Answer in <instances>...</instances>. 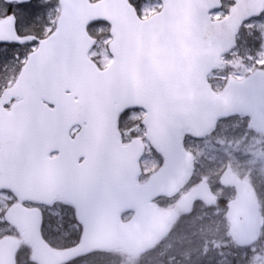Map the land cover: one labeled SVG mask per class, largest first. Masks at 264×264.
I'll return each instance as SVG.
<instances>
[{"label":"water","instance_id":"obj_1","mask_svg":"<svg viewBox=\"0 0 264 264\" xmlns=\"http://www.w3.org/2000/svg\"><path fill=\"white\" fill-rule=\"evenodd\" d=\"M163 1L165 8L161 13L141 20L128 0L96 3L61 0L58 23L61 35L54 55L69 63L78 62L83 69L76 77L80 86L91 87L93 80L88 69L98 66L88 56L95 42L88 34V26L94 21L107 20L112 24L115 38L112 53L115 50L120 58H126L123 71L133 88L131 98L116 106L103 127L98 122L95 134L87 141L89 148L101 141L109 145L110 163L103 178L95 169L70 173L55 166L36 164L20 170L19 178L0 183V188H12L22 199L51 203L61 197L77 207L79 219L84 221L82 241L66 250H54L43 239L39 209L19 204L10 208L8 220L23 232L34 248V260L41 264H62L96 248H123L132 253L150 248L167 233L177 214L159 210L152 200L163 194H175L192 171L193 155L183 146V133L190 130L197 137H203L219 118L233 114H251L253 126L264 130V76L260 75L263 69L242 80L231 78L220 93L212 89L208 80L223 63V55L236 45L239 27L263 12L264 0H236L230 15L219 21H212L210 12L219 8L220 0ZM0 35L15 38L11 21L5 22ZM31 79L32 75L25 73L19 78V84L6 90V96L24 98L10 118L18 122L14 128L19 138L24 122L18 109L23 107L25 115L31 111ZM71 91L69 88L68 92ZM76 99L69 96L64 101L65 114L70 118L77 110ZM145 103L149 107H143ZM130 104L148 112L144 120L148 126L147 137L165 157L164 166L144 184L137 182L139 161L145 152L143 141L135 138L123 145L119 138L118 118ZM75 125L82 127L72 123L68 135ZM17 137L14 134L13 142ZM220 182L237 191L227 212L233 239L239 246H252L260 240L264 227L257 195L248 181L230 170L222 173ZM70 191L78 193L79 198L68 195ZM198 199L210 204L216 202L205 180L181 198L180 207L190 211ZM129 210L136 211L135 216L123 222L121 214ZM17 247L18 241L14 238L0 240V264H15Z\"/></svg>","mask_w":264,"mask_h":264},{"label":"rangeland","instance_id":"obj_2","mask_svg":"<svg viewBox=\"0 0 264 264\" xmlns=\"http://www.w3.org/2000/svg\"><path fill=\"white\" fill-rule=\"evenodd\" d=\"M54 1L49 0V3ZM229 6L223 13L229 9ZM44 10L46 24L51 18L54 21L51 25L54 30L59 6L48 4ZM49 10H51L50 17L46 14ZM214 17L219 18L217 15ZM91 30L100 36L104 29L92 27ZM104 42L102 40L103 44ZM10 57L9 52L0 50V61ZM91 57L97 59L101 68L107 67L112 58L108 50L104 51L103 47L96 49ZM260 60H264V14L247 22L241 28L236 48L226 55L225 64L210 78L213 88L220 92L231 77L242 79L259 68L264 69V64L258 63ZM7 64H10L11 78L17 72L13 66L15 63L10 60ZM144 116L145 113L140 110L130 112L121 125L125 138L130 140L139 136L145 139L146 130L141 124ZM145 141L147 151L141 162L142 181H145L163 163L159 153L147 140ZM185 146L194 156V169L191 178L183 183L178 197L205 179L218 202L215 205L197 203L190 213L180 211L181 216L172 225V232L163 239L156 251H150L145 256L138 258L136 255L130 256L126 252L115 251L100 256H89L73 264H264V239L249 251L240 250L233 241L231 223L226 213L227 204L236 197V191L232 187H223L220 184V176L226 169L231 170L239 178L247 180L255 188L264 213V131L253 128L248 115L233 116L220 120L215 130L202 139L187 136ZM5 197L0 196L2 221H5L2 213L8 207ZM177 200H167L163 205L166 209H174ZM129 217L131 215L126 218ZM65 218L70 220L69 214L62 216V219ZM54 222L55 215L49 212L44 234L53 246L64 248L80 240L82 229L78 223L64 221L66 225L60 226L54 225ZM5 235L18 237L22 245L25 244L23 238L18 236L8 224L0 228V238ZM23 251H27V257L26 252ZM21 253L19 263L30 264V250L24 247ZM124 257L126 258L122 259Z\"/></svg>","mask_w":264,"mask_h":264},{"label":"snow or ice","instance_id":"obj_3","mask_svg":"<svg viewBox=\"0 0 264 264\" xmlns=\"http://www.w3.org/2000/svg\"><path fill=\"white\" fill-rule=\"evenodd\" d=\"M43 2L48 3L49 0ZM132 4L134 10L140 9L142 14L149 10L147 0L143 3L141 0H132ZM38 7L33 0H0V31L5 27V22L11 21L15 37L0 35V50H14L10 58H5L0 63L4 64L5 69L10 60L18 65V77L7 80L4 87H9L13 80L19 84V78L24 77L25 73H30L33 89L31 111L25 115L23 107L18 109L24 122L22 136L13 142L0 131V163H11L20 170H26L36 164L55 166L70 173L95 169L103 178L110 163L109 145L101 141L94 148H89L87 141L95 134L98 122L103 127L105 119L116 106L131 98L133 84L123 71V64L127 60L120 58L114 50L110 66L90 67L88 72L93 80L92 85L81 87L76 78L83 70L81 65L78 62L69 63L54 55L61 35L59 27L53 31L51 25L54 21L49 19L42 35L28 31L42 18V14L36 10ZM46 14L50 17L51 10ZM25 47L27 51L22 55L17 49ZM258 63L264 64V60ZM260 75L264 76V73ZM69 88L72 89L71 93L68 92ZM69 96L78 97L75 101L77 110L71 118L64 111V101ZM12 107L15 109L17 106L13 104ZM136 107L138 105L130 104L128 109L122 111L118 126L122 125L131 110ZM143 107H149L148 103ZM72 123L82 125L75 140L69 139L67 133ZM52 152H56V155H51ZM81 156H85L83 163L80 162ZM68 195L74 199L79 198V194L74 191L68 192ZM87 207L88 203L85 201V210ZM80 223L84 225V221Z\"/></svg>","mask_w":264,"mask_h":264},{"label":"flooded vegetation","instance_id":"obj_4","mask_svg":"<svg viewBox=\"0 0 264 264\" xmlns=\"http://www.w3.org/2000/svg\"><path fill=\"white\" fill-rule=\"evenodd\" d=\"M132 3V0H129ZM144 0H141V3H143ZM34 4H38L39 7L36 9L37 11H39L42 14V18L38 21L35 22V24L28 29L29 32L35 34V35H42L43 33V29L44 26L47 23V20L45 19V6L48 4L44 3L42 0H33ZM235 4V0H222V6L219 10L215 11L213 14L214 16L217 15L219 16L218 19H222L225 16H227L230 13L231 8L234 6ZM161 5H163L164 7V2L162 0H147V7H148V11H146L145 13H141L140 9H136L138 12V15L142 18V19H147L157 13H159L160 11H162L163 7H161ZM229 6V9L225 12V8ZM94 27H102L104 28V30L101 32L102 34L100 36L96 35L94 32H90V34L96 39V43L95 46L93 47V49L91 50L90 54H92L96 49L102 48L105 50H108V52L110 53V55L112 56L111 53V44L113 41V35L111 32V25L107 22H103V23H95ZM102 36V37H101ZM102 40H104V44L102 43ZM21 52H26L27 48H20L19 49ZM97 60V59H96ZM98 62V61H97ZM9 65L7 64V68L5 69L4 64H0V100H2L3 96H4V85L5 82L7 80L10 79L9 76ZM15 66V65H13ZM14 76H18L17 74H15ZM13 76V77H14ZM12 78V77H11ZM15 82V80H13V82L11 84H13ZM20 99H13L10 101H2L3 103V107L5 109V111H0V131H2L4 133V135L6 137H8L10 140L14 141V134H17L18 137L16 138V140L19 139V134H18V130L14 128L15 124H18V122H13L10 118L14 116V112L12 113L10 110L12 109V105L19 102ZM143 120V119H142ZM142 126L143 123L141 122ZM144 128V127H143ZM16 130V133H15ZM80 130L79 126H74L70 131H69V138L74 139L76 138V135L78 134V131ZM146 130V129H145ZM128 142V141H127ZM56 155V153L54 154ZM11 157L9 156V159ZM84 159L81 158L80 162H82ZM19 173H20V169H17L15 166H13L11 163H0V183H7L9 181H12L14 178H19ZM4 195L6 196V203H8V207L6 209H4L3 211V216L6 215L7 210L14 205L15 203L20 202L19 197L17 196V194L15 192H13L10 189H1L0 190V196ZM161 199V198H160ZM159 199V201H160ZM162 204L166 201V198H162ZM157 200V203L159 202ZM57 205H64L65 210H62L64 215L69 214L70 216V220L66 219L65 220H69L70 223L71 222H77V211L76 208L70 204H65L62 203L60 201L56 202ZM25 205H31L33 203L30 202H24ZM46 210V209H45ZM50 212H54L55 209H47ZM60 213L55 215V222L54 225H60L61 222V217H60ZM4 221H2V219L0 218V228L3 226H6L7 223H5ZM66 225V223H65ZM72 246V245H71ZM71 246H67V247H71ZM66 247V248H67ZM156 246L151 248L150 250L147 251H151V250H155ZM250 250V248H246V251ZM145 251V252H147ZM95 252H100V250H95L89 254H87L86 256H91L93 255ZM144 252V253H145ZM86 256L83 257H79L77 259L80 258H84ZM77 259L67 262L66 264H72L74 261H76Z\"/></svg>","mask_w":264,"mask_h":264}]
</instances>
